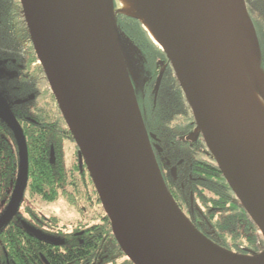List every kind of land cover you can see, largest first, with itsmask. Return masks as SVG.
Returning <instances> with one entry per match:
<instances>
[{
  "label": "water",
  "instance_id": "1",
  "mask_svg": "<svg viewBox=\"0 0 264 264\" xmlns=\"http://www.w3.org/2000/svg\"><path fill=\"white\" fill-rule=\"evenodd\" d=\"M35 52L110 219L133 264H264V251L234 253L199 231L171 195L158 165L121 50L113 0H90L103 31L96 44L63 0H20ZM164 0L162 48L210 153L249 216L264 234V153L239 125L219 87L216 44H243L261 67V49L245 0ZM196 1V0H193ZM161 77L155 85L157 100ZM0 116L19 146L20 168L0 229L18 213L28 185L24 132L0 100ZM197 134L192 138L197 139ZM161 151L157 145L154 146ZM51 162L55 163L52 148ZM35 236L63 241L23 222Z\"/></svg>",
  "mask_w": 264,
  "mask_h": 264
},
{
  "label": "trees",
  "instance_id": "2",
  "mask_svg": "<svg viewBox=\"0 0 264 264\" xmlns=\"http://www.w3.org/2000/svg\"><path fill=\"white\" fill-rule=\"evenodd\" d=\"M260 1L250 10L264 39V0ZM116 23L119 34L129 40L143 57V71L154 70L147 80L152 104L151 120L148 125L144 122L148 132L160 139L162 152H158L157 161L171 195L193 224L220 246L239 254L263 251V233L231 189L204 139L201 137L194 145L188 141L197 125L166 53L152 41L140 20L117 13ZM261 48L264 50V43ZM0 55L8 59L12 65L11 73L20 84L36 94L34 101L27 100L13 110L28 148L25 195L47 203L66 200L80 216L74 226H82L85 233L84 244L74 240L66 245L69 248L63 253L54 256L50 252L51 258L46 255L47 261L50 264H85L87 261L89 264H133L114 237L110 219L102 207L89 171L79 159L80 153L75 167L68 168L64 162L61 141L64 137H73L55 96L46 88L48 81L43 67L39 65L38 77L32 70V64L38 58L20 0H0ZM163 69L161 89L155 103L154 85ZM261 69L264 72V63ZM37 81V86L32 85ZM144 111H148V106ZM26 115L36 123L28 121ZM9 132V154H0V200L7 203L15 190L20 168L18 144L10 128ZM52 147L56 157L54 164L51 163ZM172 166L177 170L175 175L171 171ZM191 197L193 205L203 216L196 213L198 221L190 215ZM53 221L59 226V220L53 218ZM85 222L89 224H83ZM2 229L10 233L4 236V242L12 264H36V260L32 263L21 254H29L28 248L42 249L52 245L28 236L18 218Z\"/></svg>",
  "mask_w": 264,
  "mask_h": 264
},
{
  "label": "bare ground",
  "instance_id": "3",
  "mask_svg": "<svg viewBox=\"0 0 264 264\" xmlns=\"http://www.w3.org/2000/svg\"><path fill=\"white\" fill-rule=\"evenodd\" d=\"M63 1L87 36L96 44H102L103 31L93 3L90 0ZM163 1L117 0L118 7H120L117 11L139 19L153 42L165 48L166 42L162 35ZM175 1L180 2L179 0ZM197 1L186 0L187 11L190 10L191 16L198 12L197 8L194 9V4ZM204 1L201 0L203 3ZM214 65L219 87L233 116L241 127L247 129L259 150L264 153V106L246 81L248 77L253 78L264 93V73L261 67L245 45L237 44L229 39L221 40L216 44Z\"/></svg>",
  "mask_w": 264,
  "mask_h": 264
},
{
  "label": "rangeland",
  "instance_id": "4",
  "mask_svg": "<svg viewBox=\"0 0 264 264\" xmlns=\"http://www.w3.org/2000/svg\"><path fill=\"white\" fill-rule=\"evenodd\" d=\"M259 2L261 1L253 0V2H249L248 0V5L252 7ZM114 5H116L115 11L118 13L117 10L120 7H118L117 0H113V6ZM257 31L259 38L261 39L263 33L260 32L258 29ZM261 41L263 42L264 39L263 40L261 39ZM119 42H120L121 50L124 54V57L126 59L129 68V73L131 75L132 83L134 85L135 93L138 99L140 110L142 112V116L146 124L148 125L149 120H151L150 115H151L152 104L149 97V87H147L148 85L147 80L152 77L154 70H150L148 72L143 71L141 67L143 57L141 56L139 50L129 40H127L124 36L119 35ZM262 54L264 56V52ZM246 81L247 83H249L248 85L251 86V89L253 90L256 97L260 100L261 104H263L264 106V93L261 91L259 84L256 81H254L253 78L251 77H248ZM46 88L47 90L51 91L49 83L48 86H46ZM147 92H148V97H147ZM147 106H148V111L145 112L144 108ZM196 132L201 133V130L198 129ZM61 145H62V152L64 154V162L66 166L68 168L75 167V165L79 162L78 161L79 149L76 144V141H74L70 136L64 137V140L61 141ZM79 159H82L81 154ZM7 208H8L7 202L5 200H0V216L7 210ZM29 214L31 215V217L29 216ZM19 215L28 221L29 218H31L33 221L32 225H34V221L36 220L41 221L43 224L38 221H36V223H40L42 227L40 228L38 226L35 227L43 231L47 230L52 232L58 229L65 231L84 230L82 229V226H78V227L74 226V224L80 220L79 213H77V211L73 209V207L64 199H59L54 203H47L45 201L40 200L39 198H34L27 194L26 199L23 202L21 209L19 210ZM53 218L59 220V226L56 225V223L53 221ZM47 220H49V223H47ZM70 224L72 225V227H76V229L73 230ZM83 224L87 225L89 223L85 222ZM43 227H45V229H43Z\"/></svg>",
  "mask_w": 264,
  "mask_h": 264
},
{
  "label": "flooded vegetation",
  "instance_id": "5",
  "mask_svg": "<svg viewBox=\"0 0 264 264\" xmlns=\"http://www.w3.org/2000/svg\"><path fill=\"white\" fill-rule=\"evenodd\" d=\"M246 3H247L248 11L250 13V17H251L254 25L257 27L258 24H257L256 19L253 16V13L250 10L251 7H250V5H248V0H246ZM39 65H40V63L38 61L36 63L32 64V70L34 72H36V76L37 77L39 76L37 73L40 72ZM11 66L12 65L8 62V59L6 60L4 56L0 55V100L8 107V109L13 114V110L17 109L16 107L22 106L25 102L27 103V100L34 101V99L36 98V94L34 93V91L29 90L28 88L22 86L24 84H20L18 79L11 73V69H10ZM163 72H164V69H163V71L161 72V74L159 76V77H161V80H162ZM158 78H157V80H158ZM156 83H157V81H156ZM156 83H155V85H156ZM38 84H39V81L35 82L32 85H36L37 86ZM161 84H162V82H161ZM155 85H154V91H155ZM160 89H161V86H160ZM159 93H160V90H159ZM158 96H159V94H158ZM157 99H158V97H157ZM154 102L155 103L157 102V100L155 101V96H154ZM23 110H21V112H23ZM14 117H15V115H14ZM26 119L28 121L32 122L33 124L36 123V121L34 119H32L29 115H26ZM9 128L11 129L10 125L8 124V122L0 116V154H9V137H10ZM194 132L188 137V141L190 142L191 145H194V144L198 143L199 139L201 138V136H199L197 134L198 135L197 139H193L192 135L194 134ZM151 134H153V133H151ZM153 135H155V134H153ZM156 139L157 140H153L152 139L151 141H152L153 146L157 145L159 147V149L161 150V151H159L156 148L154 149L156 158L158 160L157 154H158V152L159 153L162 152V147L160 146V139H158L157 137H156ZM171 171H172V173L174 175L177 173L176 168L173 167V166H172ZM165 178H166V176H165ZM191 203H192V205H191L190 215L195 220L198 221V217H197L196 213H198V216H201V217H203V216L201 215L198 207H195L193 205V197H191ZM7 206H8V204H7ZM29 216L31 217L30 214H29ZM15 218H18L21 221V223H23V221H27L30 225L33 224V221H32L31 218H29V221L25 220L24 218H22L19 215V213H17V215L14 217V219ZM36 221L41 222L39 220H36ZM36 221H34V225H32V226L33 227L38 226L39 228L42 227L40 225V223H36ZM43 229H45V227H43ZM40 231L43 232L45 235H47L49 237H52V238H55V239H59L60 241H63V243H61V244L50 243V242H48V241H46L44 239H41V238L35 236L29 230H25L24 232L28 236H32L33 238L37 239L39 242H42L44 244H52L51 246L48 245L50 248L49 247L42 248V249L28 248L27 252L29 254H24V255L21 254V257H25L28 260H31L32 263H33V260H36L37 261V262H35L36 264H50L47 261V258H46V255H48L51 258L50 252L54 256L55 255H59V253L61 254V253H63L62 251L67 250L69 248V246L66 247V245H68V243H70V242L75 240V242L84 244L85 243V239H86L85 237H83L85 235L84 230H82V231H65V230L58 229V230H55V231H52V232L51 231H47V230H46L47 232L43 231V230H40ZM9 234H10L9 231L0 229V264H12L11 260L9 258L8 250L5 247L6 245H5V242H4V236L9 235ZM30 255H32V259H31ZM85 264H89V262L87 261V262H85Z\"/></svg>",
  "mask_w": 264,
  "mask_h": 264
}]
</instances>
